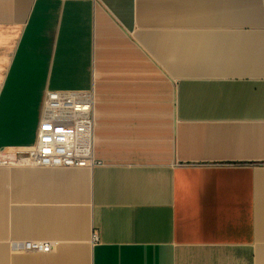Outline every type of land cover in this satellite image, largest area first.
Instances as JSON below:
<instances>
[{
	"label": "crops",
	"instance_id": "1",
	"mask_svg": "<svg viewBox=\"0 0 264 264\" xmlns=\"http://www.w3.org/2000/svg\"><path fill=\"white\" fill-rule=\"evenodd\" d=\"M48 91L98 165L0 167V264H264V0H0V153Z\"/></svg>",
	"mask_w": 264,
	"mask_h": 264
},
{
	"label": "built area",
	"instance_id": "2",
	"mask_svg": "<svg viewBox=\"0 0 264 264\" xmlns=\"http://www.w3.org/2000/svg\"><path fill=\"white\" fill-rule=\"evenodd\" d=\"M95 97L88 92H50L45 96L36 144L15 153H0V167L93 169ZM98 237L94 236V241ZM55 244L26 242L28 253H51Z\"/></svg>",
	"mask_w": 264,
	"mask_h": 264
}]
</instances>
